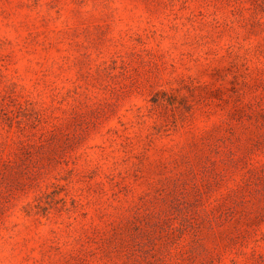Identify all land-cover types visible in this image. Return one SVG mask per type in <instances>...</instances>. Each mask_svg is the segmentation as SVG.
I'll return each instance as SVG.
<instances>
[{"label": "rangeland", "instance_id": "rangeland-1", "mask_svg": "<svg viewBox=\"0 0 264 264\" xmlns=\"http://www.w3.org/2000/svg\"><path fill=\"white\" fill-rule=\"evenodd\" d=\"M0 264H264V0H0Z\"/></svg>", "mask_w": 264, "mask_h": 264}]
</instances>
